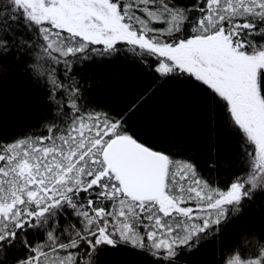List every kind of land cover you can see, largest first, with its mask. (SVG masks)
I'll use <instances>...</instances> for the list:
<instances>
[{"label": "snow or ice", "instance_id": "6c2138e0", "mask_svg": "<svg viewBox=\"0 0 264 264\" xmlns=\"http://www.w3.org/2000/svg\"><path fill=\"white\" fill-rule=\"evenodd\" d=\"M105 63L131 73L120 102ZM17 73L41 114L0 131V264H264V0H0V80ZM166 88L186 103L162 112Z\"/></svg>", "mask_w": 264, "mask_h": 264}, {"label": "trees", "instance_id": "16d2710c", "mask_svg": "<svg viewBox=\"0 0 264 264\" xmlns=\"http://www.w3.org/2000/svg\"><path fill=\"white\" fill-rule=\"evenodd\" d=\"M93 72L99 82L98 91L111 97L114 101L120 102L129 91L132 76L130 72H125L123 65L98 64L94 66ZM118 73L125 78H119ZM186 100L185 96L166 88L153 103L163 112L165 108H170L174 104L186 103ZM40 114L41 104L38 94L27 76L17 73L7 79L0 80V131L9 135L23 133L37 124ZM151 116V113L146 115L139 125L150 135L157 134L163 129L159 121L150 118ZM205 127L204 121L195 116H189V122L184 123L180 130L188 134H196ZM168 128L176 130L177 122L174 119H169ZM248 216H254L259 221V207L253 205ZM235 230V225H233L230 231ZM207 251L211 253V245ZM208 258L211 259V255ZM144 260L145 257L126 249L109 253L110 264H144Z\"/></svg>", "mask_w": 264, "mask_h": 264}]
</instances>
